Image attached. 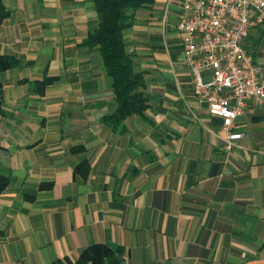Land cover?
Instances as JSON below:
<instances>
[{
	"label": "crops",
	"instance_id": "1",
	"mask_svg": "<svg viewBox=\"0 0 264 264\" xmlns=\"http://www.w3.org/2000/svg\"><path fill=\"white\" fill-rule=\"evenodd\" d=\"M1 1L0 56L18 65L0 74V264L74 261L93 244L121 248V264H264V103L236 119L227 151L193 95L181 0H150L124 32L148 107L114 129L101 122L110 79L83 46L93 0ZM244 48L264 77V24ZM44 77L57 80L39 95Z\"/></svg>",
	"mask_w": 264,
	"mask_h": 264
},
{
	"label": "built area",
	"instance_id": "2",
	"mask_svg": "<svg viewBox=\"0 0 264 264\" xmlns=\"http://www.w3.org/2000/svg\"><path fill=\"white\" fill-rule=\"evenodd\" d=\"M181 9L176 29L193 95L221 120L229 151L242 138L236 119L264 103V77L244 48L249 30L264 24V0H181Z\"/></svg>",
	"mask_w": 264,
	"mask_h": 264
},
{
	"label": "trees",
	"instance_id": "3",
	"mask_svg": "<svg viewBox=\"0 0 264 264\" xmlns=\"http://www.w3.org/2000/svg\"><path fill=\"white\" fill-rule=\"evenodd\" d=\"M150 0H93L94 8L99 17L97 28L91 30L83 42L88 49H96L101 57L105 75L110 79V89L114 95L116 108L108 116L101 119L102 124L111 129L116 128L131 116L142 115L148 107L147 98L143 93L142 74L135 71L132 54L126 50L124 32L134 24L135 12L145 7ZM9 11L0 0V25L9 16ZM18 61L0 56V74L15 68ZM56 78L44 77L41 81L31 83L35 92L43 95L46 87ZM2 87L0 84V115L2 109ZM78 151L77 148L71 152ZM81 167L75 173L86 175ZM11 182L9 174L0 172V194ZM51 184H41L40 190H49ZM123 251L119 247L105 244H93L83 248L74 261L68 258L51 264H121Z\"/></svg>",
	"mask_w": 264,
	"mask_h": 264
}]
</instances>
